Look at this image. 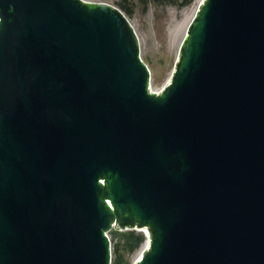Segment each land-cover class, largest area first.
I'll list each match as a JSON object with an SVG mask.
<instances>
[{
	"label": "water",
	"instance_id": "95a60500",
	"mask_svg": "<svg viewBox=\"0 0 264 264\" xmlns=\"http://www.w3.org/2000/svg\"><path fill=\"white\" fill-rule=\"evenodd\" d=\"M116 5L0 0V264H264V0H202L154 91Z\"/></svg>",
	"mask_w": 264,
	"mask_h": 264
},
{
	"label": "rangeland",
	"instance_id": "374dc122",
	"mask_svg": "<svg viewBox=\"0 0 264 264\" xmlns=\"http://www.w3.org/2000/svg\"><path fill=\"white\" fill-rule=\"evenodd\" d=\"M87 1L107 2L116 5L114 0ZM196 6L197 0L184 7L155 5L151 3L146 11L138 8L133 15L127 16L139 36L141 56L150 68V86L152 90L160 91L168 83L174 69L181 42L198 8ZM136 231L142 233L145 236V240L130 255V264L134 263L147 241L145 232ZM115 242V238L113 237V244Z\"/></svg>",
	"mask_w": 264,
	"mask_h": 264
},
{
	"label": "trees",
	"instance_id": "16d2710c",
	"mask_svg": "<svg viewBox=\"0 0 264 264\" xmlns=\"http://www.w3.org/2000/svg\"><path fill=\"white\" fill-rule=\"evenodd\" d=\"M127 16H131L138 8L146 11L149 4L175 5L184 7L194 0H114ZM115 243L113 244L112 264H130V255L144 242L145 236L136 230L112 231Z\"/></svg>",
	"mask_w": 264,
	"mask_h": 264
},
{
	"label": "bare ground",
	"instance_id": "6f19581e",
	"mask_svg": "<svg viewBox=\"0 0 264 264\" xmlns=\"http://www.w3.org/2000/svg\"><path fill=\"white\" fill-rule=\"evenodd\" d=\"M202 0H197V6H198V4L201 2ZM196 6V7H197ZM148 247V242H146L144 245H143V248L141 249V251L139 252V254H138V256L136 257V259H135V261L134 262H136V260H138L139 259V257L141 256V254H142V250H144L145 248H147Z\"/></svg>",
	"mask_w": 264,
	"mask_h": 264
},
{
	"label": "built area",
	"instance_id": "2783aa9c",
	"mask_svg": "<svg viewBox=\"0 0 264 264\" xmlns=\"http://www.w3.org/2000/svg\"><path fill=\"white\" fill-rule=\"evenodd\" d=\"M112 231L113 230L107 232V236H108V238H109V240L111 242V247H112V250H113V234H112Z\"/></svg>",
	"mask_w": 264,
	"mask_h": 264
}]
</instances>
